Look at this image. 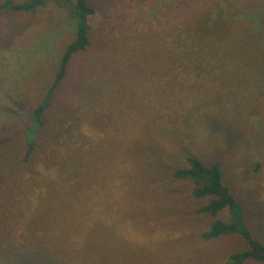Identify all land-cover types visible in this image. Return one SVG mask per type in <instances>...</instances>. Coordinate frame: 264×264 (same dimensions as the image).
Masks as SVG:
<instances>
[{"label":"rangeland","instance_id":"374dc122","mask_svg":"<svg viewBox=\"0 0 264 264\" xmlns=\"http://www.w3.org/2000/svg\"><path fill=\"white\" fill-rule=\"evenodd\" d=\"M88 2L92 42L28 161L74 22L54 1L0 11V264H226L247 242L202 236L225 213L174 177L190 154L220 162L264 243V0Z\"/></svg>","mask_w":264,"mask_h":264},{"label":"trees","instance_id":"16d2710c","mask_svg":"<svg viewBox=\"0 0 264 264\" xmlns=\"http://www.w3.org/2000/svg\"><path fill=\"white\" fill-rule=\"evenodd\" d=\"M50 1L67 9L74 22V36L63 48L51 85L38 105L30 112V122L24 130L26 150L23 157L27 161L38 146L39 133L45 126L47 127L48 111L54 93L60 91L74 55L87 50L90 46L92 31L98 21V11L88 0H3L0 2V11L9 10L33 15ZM187 163V166L175 168L173 175L193 182V196L204 200L198 212L213 216L225 213L224 217L215 218L202 236L213 239L236 232L246 240L247 247L230 253L226 264H244L248 260L264 262V243L254 237L247 227L242 204L223 181L220 162L216 160L206 163L197 155L190 154L187 156Z\"/></svg>","mask_w":264,"mask_h":264}]
</instances>
